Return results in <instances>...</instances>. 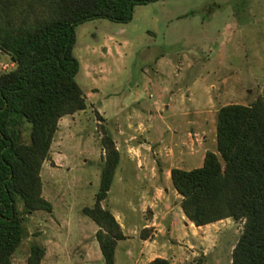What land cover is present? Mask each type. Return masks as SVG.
<instances>
[{
    "label": "rangeland",
    "instance_id": "obj_1",
    "mask_svg": "<svg viewBox=\"0 0 264 264\" xmlns=\"http://www.w3.org/2000/svg\"><path fill=\"white\" fill-rule=\"evenodd\" d=\"M75 32L76 81L86 107L58 121L40 170L51 210L23 214L25 236L13 264H27L32 244L44 248L41 264H79L87 254L92 264H104L100 250L96 259L98 227L82 211L93 205L99 188L104 131L114 141L135 136L132 142L143 144V163L146 158L155 166V179L136 168L120 183L116 170L102 205L119 216L120 209L137 210L134 197L154 183L173 191L163 169L196 168L207 150L216 149L221 106L264 99V0H157L135 6L127 22L98 18ZM12 67L0 50V73ZM132 161L137 164L136 157ZM17 208L23 213L19 200ZM146 215L147 209L140 216ZM76 223L85 230L78 232ZM242 227L241 220L226 218L202 226L192 238L167 234L163 252L172 262L231 264ZM129 247L130 239L118 242L115 264H131Z\"/></svg>",
    "mask_w": 264,
    "mask_h": 264
},
{
    "label": "trees",
    "instance_id": "obj_2",
    "mask_svg": "<svg viewBox=\"0 0 264 264\" xmlns=\"http://www.w3.org/2000/svg\"><path fill=\"white\" fill-rule=\"evenodd\" d=\"M153 1L157 0H0V49L13 58V67L0 73V264H13L12 255L25 236L23 214L51 210L42 196V163L58 121L86 107L76 81L80 69L73 55L76 26L98 18L127 22L135 6ZM215 129L216 149L205 152L200 167H172V186L181 196L184 215L195 226L226 218L243 222L231 264H264L263 97L250 104L221 106ZM101 143L99 188L93 205L82 211L98 227L95 237L104 264H115L117 243L126 236L102 201L120 156L105 131ZM145 231L141 230L143 237ZM44 253L43 247L32 244L27 264H41ZM146 264L173 263L156 257Z\"/></svg>",
    "mask_w": 264,
    "mask_h": 264
},
{
    "label": "crops",
    "instance_id": "obj_3",
    "mask_svg": "<svg viewBox=\"0 0 264 264\" xmlns=\"http://www.w3.org/2000/svg\"><path fill=\"white\" fill-rule=\"evenodd\" d=\"M190 124L193 123L190 122ZM128 137L120 136L119 141L116 140L117 138L115 139V144L120 156L116 170H119V174L120 176H122V179L120 177L117 183H120L126 175L134 174L136 168H142L145 172L148 171L151 177L155 179V166H153L151 162L146 158L144 159V163L142 161L143 158L141 147L143 144H136L135 142H132V140L135 139V136ZM185 154L189 156L192 155L191 152H187ZM133 156L137 158L136 165L130 164L131 162L133 163ZM203 158L204 154L199 160L200 165H198L197 167H200L203 164ZM130 166L133 167L131 168ZM170 169L171 168L167 170L163 169L162 171L163 174L168 177V179L170 178ZM145 185H148V183H145ZM170 191L171 190L169 188H165L162 185H156V183H154L152 185V188L149 187L148 190L144 189V191L139 194L141 196L134 197V200L136 202H140L137 210L134 207L125 209L123 211L120 209L119 212H121V214H119L118 216V211H116V209H114L113 207L109 209L121 225L123 233L126 236L125 239H130L134 242L133 249L129 247L125 252L131 264H146L147 262L151 261L156 257L169 259L167 254H164L163 252V245L164 242L167 240V234L173 239H176L177 237L192 238V235H194L197 230L202 227L195 226L191 221H189V219L184 215L180 207L181 196L177 193L174 188L173 191H171L174 196H169ZM145 209H147V215L141 218L140 215H142V211ZM174 213L178 214V218L183 223L182 227H176L177 219L174 216ZM130 216L133 219H131ZM122 221L124 222V224L122 223ZM81 222L85 223L84 220H81ZM130 222H133L134 224L132 226H129ZM76 224L78 226V232H82L85 230L83 227L78 225L79 223ZM208 225L210 224H206L203 226ZM142 229L148 230L144 232L145 237H143L141 234ZM84 248H86V246H84ZM99 250V245L97 244V261L100 259L98 254ZM170 262L173 264L180 263L172 261ZM92 263V258L87 254L81 257V261L79 264Z\"/></svg>",
    "mask_w": 264,
    "mask_h": 264
},
{
    "label": "water",
    "instance_id": "obj_4",
    "mask_svg": "<svg viewBox=\"0 0 264 264\" xmlns=\"http://www.w3.org/2000/svg\"><path fill=\"white\" fill-rule=\"evenodd\" d=\"M1 50V49H0ZM2 51V50H1ZM3 52V51H2ZM13 61V58L11 59Z\"/></svg>",
    "mask_w": 264,
    "mask_h": 264
}]
</instances>
